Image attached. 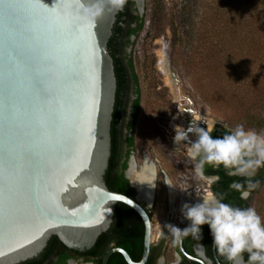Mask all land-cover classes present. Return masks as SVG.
<instances>
[{"label": "water", "instance_id": "95a60500", "mask_svg": "<svg viewBox=\"0 0 264 264\" xmlns=\"http://www.w3.org/2000/svg\"><path fill=\"white\" fill-rule=\"evenodd\" d=\"M134 1L141 14L143 0ZM28 2L0 0V109L5 82L3 35L9 24L14 23L21 33H31L30 40L22 37V52L36 58L49 95L46 100L35 95L27 86L30 74L21 70L17 97L22 108L21 126L41 137V143L32 161H18L22 175L12 200L4 179L0 115V264L36 257L52 235L70 249H89L110 227L117 202L131 207L142 219V254L139 260H133L124 248L112 246L100 264H107L114 252L128 264H144L152 244L149 214L139 196L134 199L111 190L104 180L117 86L107 42L118 11L105 0L103 12L92 17L84 15L81 5L94 0H40L50 17L65 13V23L42 21L25 8L16 12L13 21L6 18V4ZM69 12L79 14L71 33L66 30ZM170 75L178 95L192 104L178 75L173 71Z\"/></svg>", "mask_w": 264, "mask_h": 264}, {"label": "trees", "instance_id": "16d2710c", "mask_svg": "<svg viewBox=\"0 0 264 264\" xmlns=\"http://www.w3.org/2000/svg\"><path fill=\"white\" fill-rule=\"evenodd\" d=\"M133 0H125L122 9L116 14L112 27V34L108 39L107 47L113 59L116 76L115 102L111 120V153L108 167L104 173V180L109 189L133 197L135 191L123 173H113V147L115 143L116 118L122 102V93L128 80L134 84L135 98L132 103L131 115L128 122L130 135L127 136V145L133 146V130L140 105L138 78L134 70L133 60L126 51L132 35L142 28L143 17L137 12L133 14L131 7ZM135 10V8H134ZM194 10L199 12V19L190 21L188 25L194 31L190 35L186 62L204 70L205 76L213 82L216 96L226 98L227 103L235 109V117L245 126L257 131L264 129V0H197ZM194 11V13H195ZM134 23L133 25H131ZM258 32V33H257ZM252 43L258 50V61L253 74L248 78H240L241 69L231 61V49L234 41ZM238 45V44H237ZM235 48V46H234ZM237 62V61H236ZM238 68V69H237ZM238 70V71H237ZM199 71V72H200ZM221 83L219 85L218 83ZM212 91V90H211ZM224 132L213 130L212 137H221ZM124 164L123 168H125ZM208 167V166H207ZM206 174H218L220 180L211 185L213 193H227L224 202H231L237 206H250V197L247 201L241 200L239 192L229 189L228 185L240 177L225 175L223 168L215 170L205 168ZM259 180V187L264 183V173L259 171L253 177ZM133 216H135L134 220ZM133 218V219H132ZM118 232L115 236L114 234ZM144 226L138 214L128 205L118 202L113 221L110 227L102 232L89 249L82 251L93 264H100L105 251L112 246L124 248L133 260H139L143 249ZM154 245L150 246L151 249ZM68 249L55 235H52L46 247L36 257L17 264H66L69 255L64 254ZM56 254V259L53 256ZM156 255L148 254L144 264H155ZM107 264H128L123 256L114 252L110 255Z\"/></svg>", "mask_w": 264, "mask_h": 264}, {"label": "rangeland", "instance_id": "374dc122", "mask_svg": "<svg viewBox=\"0 0 264 264\" xmlns=\"http://www.w3.org/2000/svg\"><path fill=\"white\" fill-rule=\"evenodd\" d=\"M196 2L197 0H143L141 14L137 11L143 17L142 28L131 36L126 48L133 60L140 92L132 155L137 164L142 162L144 155L157 160L158 170L164 173L159 174L161 177L156 181L154 190L151 242L158 241L157 235L165 224L179 226V210L176 205L181 199L189 201L185 194L190 191L180 188L185 187L187 182H192L193 186L198 183L201 188L207 187L206 181L196 177L191 169L192 165L186 163V152L173 146L177 125L174 117L179 112L177 104L181 99L170 73L173 71L178 75L185 93L192 99L194 111H200L206 121L215 120V125L226 124L229 127L242 123L235 117V109L227 103L226 98L217 97L214 93L213 82L216 80L212 82L208 75L203 74L204 70L200 71L198 66L194 67L192 63L186 62L189 37L194 31L188 25L191 20L197 22L199 19V12L194 10ZM239 42L240 40L234 41L238 45L233 44V48H230L234 55H231L230 60L236 59L235 66H239L242 71L240 78L244 79L256 69L254 65L258 61V50L252 43ZM218 84L221 85L220 82ZM165 175L174 188H179L173 189L170 186L178 196L174 197L172 205L169 204V185L167 190ZM201 192L199 191L200 194H205L204 190ZM250 205L264 217V183L250 196ZM167 235L172 238L169 232Z\"/></svg>", "mask_w": 264, "mask_h": 264}, {"label": "clouds", "instance_id": "9594fccd", "mask_svg": "<svg viewBox=\"0 0 264 264\" xmlns=\"http://www.w3.org/2000/svg\"><path fill=\"white\" fill-rule=\"evenodd\" d=\"M106 3L113 10L119 11L125 0H106ZM104 7L105 0H94L92 3L82 4L81 10L84 15L95 17L103 12ZM190 113L192 120L187 131L179 125L175 126V149L186 152V163L192 165L191 169L196 177L206 181L208 185L217 183L220 176H206V165L215 170L223 168L225 175L229 177L242 178L233 180L228 187L239 192L241 200L247 201L260 185V181L254 180L253 177L259 169L264 168V129L257 131L254 128H246L243 123H238L235 127L223 124L227 131L221 137L213 138L211 133L217 121H206L200 111ZM198 121H203L207 127H199ZM189 132L197 137L194 142L189 140ZM160 173L163 172L158 170L155 161L144 157L142 162L137 164L133 157L126 177L130 184L155 187L156 181L161 177ZM195 192L196 196L201 198L199 202H185L180 208L181 216L189 221V224L183 229L171 223L164 225L172 236L173 246L179 247L188 236L197 241L201 240L202 226L207 225L212 237L211 246L215 248L218 256L223 257L229 264H264V217L257 209L251 205L241 207L224 202L227 193L208 191L201 196L197 190ZM69 264L73 262L69 261ZM176 264H179V257L176 258Z\"/></svg>", "mask_w": 264, "mask_h": 264}, {"label": "snow or ice", "instance_id": "6c2138e0", "mask_svg": "<svg viewBox=\"0 0 264 264\" xmlns=\"http://www.w3.org/2000/svg\"><path fill=\"white\" fill-rule=\"evenodd\" d=\"M44 4L40 0H29L25 5L6 4V18L13 21L16 12L20 8H25L33 17L45 22L65 23V13L58 17H50L44 9ZM71 12L67 14L66 30L71 33L75 30L76 18ZM22 37L24 41L31 39V33H21L19 28L13 24L5 27L3 35V45L5 48V82L4 100L0 115H2L4 153V179L9 200L14 199L16 184L22 175L18 161H32L34 154L38 151L41 137L33 132L25 131L21 126L22 108L18 102V92L20 81L18 75L23 69L28 72V88L39 98L46 100L49 95V88L45 86L43 73L38 67L36 58L31 55H24L22 52ZM73 55L77 53L72 52ZM23 57V59H22Z\"/></svg>", "mask_w": 264, "mask_h": 264}, {"label": "flooded vegetation", "instance_id": "af4514ba", "mask_svg": "<svg viewBox=\"0 0 264 264\" xmlns=\"http://www.w3.org/2000/svg\"><path fill=\"white\" fill-rule=\"evenodd\" d=\"M131 10L133 14H135L138 11L135 1H134V6L131 7ZM133 24L134 23H132L131 25ZM134 98H135L134 84L131 82V80L130 81L128 80L127 86L124 88L123 93H122V102L120 104L119 112L116 118L115 143L113 147V158H112L113 173L117 175H120L121 173H123L125 177L129 169L130 160L133 158L132 151H133L134 145L133 146L127 145V136L130 135V131L128 130L127 125H128L129 118L131 115L132 103H133ZM180 99H181V102L177 104V110L179 112L177 113V116L174 117V120L177 125L181 126L185 131H187V129L190 127V122L192 120V116L190 112H195V111L193 108V103L188 105V103L185 100H183L181 97ZM197 124L201 128L207 127L203 123V121H198ZM213 130H216L219 132L227 131V129H225L223 125L222 126L215 125ZM188 137H189V140L192 142H194L197 139V137L191 132L188 133ZM213 138H216V137H213ZM182 143H188V141H182ZM173 146L177 147L174 142H173ZM144 156L148 158L147 155H144ZM152 161H155L157 163V168H158L159 163L157 162V160H152ZM124 164H126L125 168H123ZM209 167L210 166L207 167V165L205 166V168H209ZM259 171L264 173L262 168L259 169L258 172ZM258 172L256 176L258 175ZM205 175L211 176L214 174L205 173ZM164 182L167 187V190H168V184L166 183H169L173 187L170 179L166 175L164 177ZM130 185L133 186L134 188L135 193L132 198L135 199L136 196H139L138 188L135 184H130ZM184 188H187L188 190L196 189L198 191H202L201 193H203V190H204L205 194L208 191L212 192L211 185H208V184L206 188H201L198 185V183H196L195 186H193L192 182L190 183L187 182L186 186L180 189H184ZM169 189H170V186H169ZM173 189H179V188L173 187ZM154 190H155V187H154ZM174 200L171 202L170 197H169V204L172 205ZM188 200L189 201H187L186 199L185 201L190 204L196 203V201H190V199ZM117 203L115 204L114 214L117 209ZM140 203L142 204V206L146 209L147 213L149 214L150 222H151L152 213H153L154 192L152 196V201L150 203L147 201L141 200V199H140ZM176 208H178L179 210V203H177ZM114 214H113V217H114ZM133 218L137 222V218L135 219V216H133ZM139 219L140 221H142L140 216H139ZM177 220L179 222L178 227L181 229H183L189 224V221H187L181 216L180 210H179V216ZM151 225H152V222H151ZM202 230L203 231H202L201 240L197 241L193 239L191 236H188L183 239L179 247H174L172 244V238L168 237L167 230L164 227H162L157 235V237L159 238L158 241L152 242L151 244V245H154L155 248L151 249L148 254L158 255L156 258L155 264H176L177 257H179V264H229V262L226 261L223 257L218 256L215 248L211 246L212 237L209 233L208 226L203 225ZM117 234L118 232H116L114 235L116 236ZM151 237H152V226H151ZM201 245L203 247H201ZM81 252H82L81 250L70 249V248L66 249L64 251V254L69 255L66 259V264H68L70 260L76 261L78 263L91 262L93 264V262L87 258L88 256L84 255ZM56 257L57 256L55 254L53 256V260H55ZM244 257L246 260L247 253L244 254Z\"/></svg>", "mask_w": 264, "mask_h": 264}, {"label": "bare ground", "instance_id": "6f19581e", "mask_svg": "<svg viewBox=\"0 0 264 264\" xmlns=\"http://www.w3.org/2000/svg\"><path fill=\"white\" fill-rule=\"evenodd\" d=\"M146 157V156H144ZM129 170V169H128ZM138 188V192H139V198L141 200H144V201H147V202H151L152 201V196H153V192H154V187H149L148 185L146 184H138L136 183L135 184ZM196 189H193V190H190L188 191L185 195L188 199L190 200H193V201H196V202H199V200L201 199L200 197H197L196 196V192H195ZM198 191V190H197ZM169 193H170V201L172 202L174 197L176 196V191H174L171 187L169 189ZM199 193V191H198ZM200 194V193H199ZM201 196L205 195V194H200ZM186 201L184 199H181L180 200V203H179V210L181 208V206L185 203Z\"/></svg>", "mask_w": 264, "mask_h": 264}]
</instances>
